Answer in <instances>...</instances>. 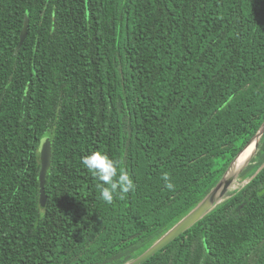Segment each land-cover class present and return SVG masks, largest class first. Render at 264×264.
<instances>
[{
	"label": "trees",
	"instance_id": "16d2710c",
	"mask_svg": "<svg viewBox=\"0 0 264 264\" xmlns=\"http://www.w3.org/2000/svg\"><path fill=\"white\" fill-rule=\"evenodd\" d=\"M263 120L264 0H0V264L135 258ZM93 150L135 190L105 203L81 164ZM263 162L264 135L239 178ZM227 195L141 264H264V166Z\"/></svg>",
	"mask_w": 264,
	"mask_h": 264
},
{
	"label": "water",
	"instance_id": "95a60500",
	"mask_svg": "<svg viewBox=\"0 0 264 264\" xmlns=\"http://www.w3.org/2000/svg\"><path fill=\"white\" fill-rule=\"evenodd\" d=\"M28 29L27 18L25 17L24 24L22 30L20 32L19 43L16 49L23 43ZM264 135V120L260 124L259 128L253 134V136L245 143L242 149L235 155L232 159L222 176L219 178L218 182L210 189V191L182 218H180L173 226H171L163 235H161L155 242H153L148 248H146L141 254L136 256L135 258L125 262L124 264H141L150 256L155 254L158 250L163 248L166 244H168L171 240L177 237L179 234L184 232L190 226H192L196 221L201 219L204 215L210 212L213 208H215L219 203L225 200L231 190H236L233 186H237L238 183L240 185L237 186V189L246 184L252 177L257 173L263 166L264 162L258 167L256 172L249 178L245 180H239V176L244 170V168L251 162L254 158L258 145L262 136ZM254 140V151L250 155V157L246 160V162L238 169H235V162L239 155L243 152V150ZM39 160H40V170H39V203L41 206H44L47 200L46 193L44 191V183L45 177L47 174V170L51 165V157H52V148L50 139L45 140L41 139L39 146Z\"/></svg>",
	"mask_w": 264,
	"mask_h": 264
},
{
	"label": "clouds",
	"instance_id": "9594fccd",
	"mask_svg": "<svg viewBox=\"0 0 264 264\" xmlns=\"http://www.w3.org/2000/svg\"><path fill=\"white\" fill-rule=\"evenodd\" d=\"M51 138V133L43 139ZM81 164L98 181L97 187L100 189V198L107 204H112L114 198L123 199L126 194L135 190V183L128 171L120 168L116 160L101 150H93L81 158ZM164 187L174 190L175 185L171 181L167 172L162 174Z\"/></svg>",
	"mask_w": 264,
	"mask_h": 264
},
{
	"label": "bare ground",
	"instance_id": "6f19581e",
	"mask_svg": "<svg viewBox=\"0 0 264 264\" xmlns=\"http://www.w3.org/2000/svg\"><path fill=\"white\" fill-rule=\"evenodd\" d=\"M254 145L255 142L254 140L243 150V152L239 155V157L237 158L236 162H235V169L240 168L245 162L246 160L250 157V155L252 154V152L254 151ZM233 186H235V184H233Z\"/></svg>",
	"mask_w": 264,
	"mask_h": 264
},
{
	"label": "rangeland",
	"instance_id": "374dc122",
	"mask_svg": "<svg viewBox=\"0 0 264 264\" xmlns=\"http://www.w3.org/2000/svg\"><path fill=\"white\" fill-rule=\"evenodd\" d=\"M239 180L241 181V180H242V178H239ZM238 185H240V183H238V184H237V186H238ZM237 186H234V187H236L235 189H237Z\"/></svg>",
	"mask_w": 264,
	"mask_h": 264
}]
</instances>
